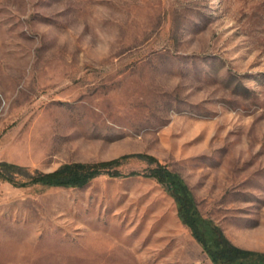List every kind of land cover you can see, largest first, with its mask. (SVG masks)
<instances>
[{"label":"rangeland","instance_id":"rangeland-1","mask_svg":"<svg viewBox=\"0 0 264 264\" xmlns=\"http://www.w3.org/2000/svg\"><path fill=\"white\" fill-rule=\"evenodd\" d=\"M110 161L0 177V264H216V229L264 253V0H0V163Z\"/></svg>","mask_w":264,"mask_h":264},{"label":"trees","instance_id":"trees-1","mask_svg":"<svg viewBox=\"0 0 264 264\" xmlns=\"http://www.w3.org/2000/svg\"><path fill=\"white\" fill-rule=\"evenodd\" d=\"M153 161H155L156 167L147 176L153 177L158 182L167 186L180 182L176 174L168 171L158 160ZM115 163V161L106 163H71L65 164L51 173L36 172L34 174H27L24 168L4 162L0 163V177L19 186L37 184L43 187L74 188L84 186L101 174L110 173L109 169L115 166ZM16 176L22 177L25 181H16ZM184 218L189 227L193 229V236L196 241L205 247L206 243L196 233L198 225L197 217L186 214ZM215 231L217 232V237L211 241L214 250L210 251V255L214 258L216 264H264V253L236 247L219 229Z\"/></svg>","mask_w":264,"mask_h":264}]
</instances>
